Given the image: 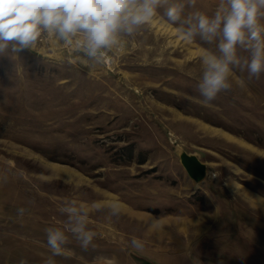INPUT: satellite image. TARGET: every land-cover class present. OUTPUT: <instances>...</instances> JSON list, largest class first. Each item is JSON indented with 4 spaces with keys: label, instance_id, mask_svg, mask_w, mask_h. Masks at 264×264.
<instances>
[{
    "label": "rangeland",
    "instance_id": "1",
    "mask_svg": "<svg viewBox=\"0 0 264 264\" xmlns=\"http://www.w3.org/2000/svg\"><path fill=\"white\" fill-rule=\"evenodd\" d=\"M219 3L162 0L103 63L45 36L0 54V264H44L48 229L67 238L55 264H264V73L249 77L237 45L231 88L205 103L201 57L220 54L222 32L209 43L176 30ZM182 150L206 164L203 181ZM69 208L98 234L87 249Z\"/></svg>",
    "mask_w": 264,
    "mask_h": 264
},
{
    "label": "clouds",
    "instance_id": "2",
    "mask_svg": "<svg viewBox=\"0 0 264 264\" xmlns=\"http://www.w3.org/2000/svg\"><path fill=\"white\" fill-rule=\"evenodd\" d=\"M162 0H0V54L11 46L13 53L33 50L42 36L53 44L72 46L97 63L106 61L110 52L122 53L121 34H132L137 26L150 22L157 16ZM195 7L196 0H188ZM184 4H173L164 15L173 23L181 20ZM264 0H220L213 16L195 12L176 30L185 39L197 34L211 43L222 32L218 45L219 55L205 49L201 57L204 65L203 79L199 85L205 103L215 99L221 90H228L231 66L240 65L236 55L237 45L251 52L245 61L249 77L259 78L264 73ZM187 25V27H184ZM83 63V62H81ZM264 200V197L260 198ZM114 210L117 208L113 205ZM23 211V210H21ZM67 211L75 219L71 231L87 249L95 231L86 230L85 219L75 208ZM152 227L163 229L159 218L152 219ZM48 246L52 255L44 264H55L53 257L64 254L62 245L67 238L61 230H47ZM132 247L142 250L144 244L132 240ZM20 264H27L21 260ZM108 264H117L115 258Z\"/></svg>",
    "mask_w": 264,
    "mask_h": 264
},
{
    "label": "water",
    "instance_id": "3",
    "mask_svg": "<svg viewBox=\"0 0 264 264\" xmlns=\"http://www.w3.org/2000/svg\"><path fill=\"white\" fill-rule=\"evenodd\" d=\"M180 160L189 177L195 182L203 181L207 176V166L196 154H189L186 151H180Z\"/></svg>",
    "mask_w": 264,
    "mask_h": 264
}]
</instances>
